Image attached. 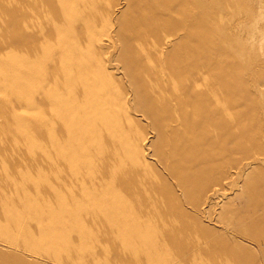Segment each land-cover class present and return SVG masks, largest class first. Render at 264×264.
Here are the masks:
<instances>
[{
    "label": "bare ground",
    "instance_id": "obj_1",
    "mask_svg": "<svg viewBox=\"0 0 264 264\" xmlns=\"http://www.w3.org/2000/svg\"><path fill=\"white\" fill-rule=\"evenodd\" d=\"M105 1L16 0L0 4V18L14 29L0 39V227L11 229L9 234L1 232L0 245L19 250L18 235L31 226L26 216L36 209V203L32 191H23L24 183L38 187L48 176L52 183L45 189L48 194L64 189L66 181L84 172L82 181L73 185L71 196L84 197L89 193L86 189L97 185V199L88 197L97 200V209L85 211L81 217L106 222L97 231V242L121 240L125 246L112 250L116 257L127 256L131 264L138 259L139 264H212L215 260L210 251L222 246L202 242L219 231L202 229L194 219L189 225L191 213L184 205L201 183L219 185L225 169L237 163L233 161L242 149H247L251 160L264 155V138L252 133L251 118L242 114V100L227 97L229 82L223 68L209 69L207 60L200 63L195 58L198 47L182 48L178 40L170 42L171 38L187 41L184 38L194 31L195 23L183 19L170 32L167 26L162 27L165 18L152 11L162 5L166 12H179L183 6H166L160 0H125L130 18L122 23L120 19L113 22V9ZM45 6L51 14L41 18L37 12ZM114 25L125 32H107ZM44 33L48 36H40ZM101 34L107 37L103 49L98 48ZM115 40L129 47L122 58L112 53ZM113 62L125 69L124 78L135 90L153 85L146 89L151 96L146 98L154 105L149 102L147 106L145 97H135V106L129 107L127 93L118 100L110 97L103 66L110 68ZM9 93L11 97L5 96ZM36 111L47 115L45 133L37 128L43 120L37 119ZM137 115L159 122V135L168 144V149L161 148L160 161L169 163V151L174 155L173 165L166 168L164 164V168L176 181L181 196L173 191L159 194L161 188L170 186L168 179L153 175L160 186L142 173L152 171L153 166L135 157L136 150L129 143L141 135L132 127L138 126ZM247 155L243 157L247 159ZM33 167H37L36 174ZM259 184L264 186V172ZM168 202H174V207ZM218 222L222 224L223 218ZM231 240L240 247L236 239ZM195 252H201L206 260L193 259ZM25 254L35 253L27 249ZM155 256L158 260L152 259ZM55 258L60 262L53 263L62 262L61 256Z\"/></svg>",
    "mask_w": 264,
    "mask_h": 264
},
{
    "label": "rangeland",
    "instance_id": "obj_2",
    "mask_svg": "<svg viewBox=\"0 0 264 264\" xmlns=\"http://www.w3.org/2000/svg\"><path fill=\"white\" fill-rule=\"evenodd\" d=\"M14 1L16 0H0V4L4 2L13 3ZM160 2L166 6L184 7L179 12L174 9L166 12L162 5H159L160 9H152L155 14L158 12L160 17L162 15L161 19L165 18L164 21L168 25L164 22L162 27L167 26L166 28L170 32L181 25L183 19H190L195 23L194 31L188 39L184 38V40H187L185 41L187 44L181 42V38H171L170 42L174 43L178 40L182 48L186 46L198 47L199 50L197 51L199 53L196 51L195 58L200 63L207 60L209 62L207 68H223L222 72L226 74L229 82L226 91L227 97L242 100V114L251 118L252 133L264 138V0H160ZM106 3L113 9L111 15L113 22L120 19L124 23L129 20L128 4L125 0H106L104 4L106 5ZM38 14L39 17L43 18L51 12L45 6L37 12ZM120 29L122 33L125 32V29L123 30L119 25L108 28L107 32L112 31L115 34ZM11 32H14V29L6 25L5 21L0 18V39L2 40L4 36L10 35ZM182 35L183 33H181ZM40 36L46 37L48 33ZM101 37H103V40L100 39L98 48L103 49L107 37L102 34ZM115 41L113 50H116V52L112 51V53L115 57L122 58L129 47L121 45L117 40ZM13 46L9 47L12 48ZM40 47L44 49L45 45L41 44ZM116 47L117 49H115ZM100 66H102V63H100ZM196 68L198 67L196 66ZM103 69L106 84L110 86V97H116L118 100L119 97L128 96L129 107L135 106V97H151L146 89L152 88L153 85L150 87L141 85L143 88L139 86L140 93L138 94V89L135 90L129 81L124 78L125 69L119 63L113 62L110 68H106L104 65ZM53 71L54 68L50 67L49 72ZM110 75H112V79L109 78ZM115 80H117V83ZM129 92H132L131 95ZM144 94L146 95L144 96ZM11 95L9 93L5 96L11 97ZM34 96H36V92ZM146 100L148 106L151 100L147 98ZM150 105L154 104L151 103ZM153 108L156 112L158 111L155 106ZM36 115L38 116L37 119L43 120V125L37 124V128L45 133L48 129L46 122L44 124L47 115L44 111L43 113L36 111ZM136 119L138 120V126L133 125L132 127L137 128L141 135L138 139L131 138L129 143L134 151L136 150L133 153L135 157L140 160L143 159L153 166L152 171H148L149 173L146 170H143L142 173L145 178L152 180V182L155 181L154 184L160 186L162 184L153 175H162L168 179L170 186L165 189L161 188V191H158L159 194L170 195L173 191L181 196V191H176L178 189L176 181L169 177L165 171L171 163H174V155L169 154L170 151L167 152V157L170 160L169 163L164 162L165 165L167 164L166 166L160 161L161 157L159 155L163 150L168 149V144L159 135V122L157 121L154 124V122L139 115L136 116ZM155 126H157L156 129ZM242 150L245 153L240 151L235 156L236 161H233V164L237 162L234 166L240 165L239 169L234 166L226 168L219 185H215V187L214 184L210 186L207 183H201L199 190L195 189L196 192L194 191L190 196L189 204L184 205L189 214L191 213L189 217L191 220H187L189 225L194 224L197 220L202 229H205V227L215 228L217 232H220L217 233L218 235L212 233L211 236L208 237L207 235L203 238L202 243L221 244L222 246L217 249L218 251H210L213 261L215 260L212 264H264V249H262L264 248V186L261 187L259 184L264 172V155L257 154L255 159L253 157V160H251L252 158L250 159L247 155V149ZM242 152L243 155H240ZM246 155L247 159L243 157ZM32 171L33 174H36L37 167H33ZM84 176L85 174L82 172L81 177ZM146 176H149V178ZM81 177L66 181L67 184L64 189L51 191L48 194L45 189L52 184L51 178H48V176H44L38 182V187L30 182L22 185L24 192L32 191L36 209L34 208L26 216L31 222L30 228L21 230L18 235L21 242L20 249H9L0 245L2 250L0 264H56L53 262H60L58 261L60 259L56 260L55 256L63 258L59 264H131L127 256L116 257L112 251L114 248L125 246L121 240L108 238L104 242L102 241L103 243L97 242V231L106 226L105 221L100 222L91 218L82 220L81 215L85 211H95L97 209V200L88 199V197L97 199V185H91L90 189H86L89 193L84 197L71 196L73 185L78 183L77 180L80 183L82 181ZM222 187L225 191L221 190ZM247 188L249 189L247 190ZM180 200H183V198L180 197ZM167 204L169 206L172 204L173 207L175 205L174 202H168ZM194 204L197 205L194 207ZM220 218H223L222 224L218 222ZM225 219L229 223L228 225ZM178 228L175 229L178 230ZM10 230L7 227H0V235H3L2 233L9 234ZM231 239H236L235 241L240 243V247L236 248L235 242H231ZM259 239L263 243L258 242ZM239 248L244 249L239 250ZM27 249L35 254L33 256L25 254ZM200 253L195 252L191 257L196 260L200 258L206 260L204 255ZM152 259L158 260V257L155 256ZM136 263L139 264L140 260L138 259Z\"/></svg>",
    "mask_w": 264,
    "mask_h": 264
}]
</instances>
